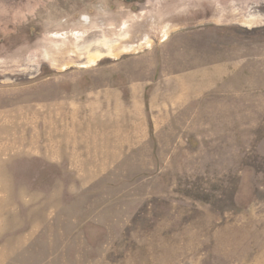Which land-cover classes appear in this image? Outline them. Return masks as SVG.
I'll return each instance as SVG.
<instances>
[{"label": "rangeland", "instance_id": "374dc122", "mask_svg": "<svg viewBox=\"0 0 264 264\" xmlns=\"http://www.w3.org/2000/svg\"><path fill=\"white\" fill-rule=\"evenodd\" d=\"M0 264H264V0H0Z\"/></svg>", "mask_w": 264, "mask_h": 264}]
</instances>
